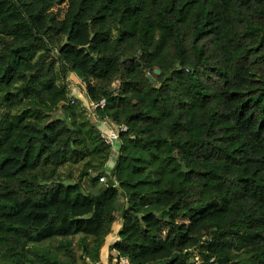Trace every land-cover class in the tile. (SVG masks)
Instances as JSON below:
<instances>
[{
  "label": "trees",
  "instance_id": "trees-1",
  "mask_svg": "<svg viewBox=\"0 0 264 264\" xmlns=\"http://www.w3.org/2000/svg\"><path fill=\"white\" fill-rule=\"evenodd\" d=\"M70 76L128 126L99 194L111 148ZM87 135L101 162L70 182ZM110 239L131 264H264V0H0V264H98Z\"/></svg>",
  "mask_w": 264,
  "mask_h": 264
},
{
  "label": "rangeland",
  "instance_id": "rangeland-1",
  "mask_svg": "<svg viewBox=\"0 0 264 264\" xmlns=\"http://www.w3.org/2000/svg\"><path fill=\"white\" fill-rule=\"evenodd\" d=\"M64 38L63 37H57V36H48V41L49 43L54 47L55 52L57 51V49L62 45ZM70 81H74V85L73 84H69V97L71 100H75L76 104H73V107L75 109L77 113L76 116V124H81L82 122H84L87 126L84 127L83 129V133L87 134V132L85 131V129H92L93 124L91 123V116L88 112V110L86 109V105H83L84 103V99L86 98L84 95V84H80V81H78L76 78H69ZM61 83V81L59 82ZM69 122H71V120H68ZM91 124V125H90ZM90 131V130H89ZM112 149V148H111ZM85 151H86V155L82 158H78L77 162H70L67 164H64L59 172L61 173L62 178L67 179L69 176L72 177V179L70 180V182L72 181H76L78 179V176L81 172V170L83 169L84 165L86 162H90L91 164L94 165H98L101 162V152H99L98 150H95V142H93L90 139V136L87 135L86 136V145H85ZM120 154V153H119ZM111 155V153H110ZM109 155V157H110ZM108 157V160L106 161V163H108V161L110 160ZM119 158V156H118ZM117 158V160H118ZM105 163V164H106ZM113 163V162H112ZM107 165V164H106ZM92 171L90 172V176L84 178V187H85V191L86 192H91L93 194H99L100 192H103L106 189V184L101 183L99 181V177L102 176L100 175L98 177V179H94L95 176H92ZM96 175V174H93ZM109 179V176L107 177V180ZM124 204V207L127 206L126 201L125 200H121L119 201V207H121ZM119 217V214H118ZM120 217L118 218V222L117 224H120ZM116 235L118 234V230L115 231ZM113 239V238H112ZM107 240L105 245H104V252L102 253V262L103 263H98V264H116V260L114 256H111L113 253L109 250L110 248V244L111 241ZM76 244V241L73 242V246ZM56 251L58 253H62L61 249L58 246V243L55 242L53 243V248L52 251ZM104 254V257H103ZM195 255V254H194ZM194 257V256H193ZM245 256H242L241 258H244ZM89 264L90 263L89 261Z\"/></svg>",
  "mask_w": 264,
  "mask_h": 264
},
{
  "label": "built area",
  "instance_id": "built-area-1",
  "mask_svg": "<svg viewBox=\"0 0 264 264\" xmlns=\"http://www.w3.org/2000/svg\"><path fill=\"white\" fill-rule=\"evenodd\" d=\"M70 84H73L74 82L68 81ZM74 85V84H73ZM85 95V92H84ZM72 102H74L72 100ZM84 105H86V109L88 110L92 120L97 124V127L100 131V137L101 139L110 146L111 149V155L109 157L108 163L104 166V174L99 177V181L104 184H108L109 181L107 180V177L109 176V180H112L113 183H111L112 187H117L118 182L115 177V169L117 165V158L120 153V147H121V135L128 131V126L125 124H121L118 126H114L110 121L106 119H99L97 117V111L98 109H103L106 106V99L102 98L97 102H91L89 100H85ZM113 162V163H112ZM109 185V184H108ZM104 257V254H103ZM193 261L195 264H204L200 258L195 254L193 257ZM116 264H131L130 260L127 257H115ZM103 263V262H101Z\"/></svg>",
  "mask_w": 264,
  "mask_h": 264
},
{
  "label": "crops",
  "instance_id": "crops-1",
  "mask_svg": "<svg viewBox=\"0 0 264 264\" xmlns=\"http://www.w3.org/2000/svg\"><path fill=\"white\" fill-rule=\"evenodd\" d=\"M101 193V192H100ZM121 228V226H120V224H118L117 225V227H116V231L118 230V232H119V229Z\"/></svg>",
  "mask_w": 264,
  "mask_h": 264
},
{
  "label": "water",
  "instance_id": "water-1",
  "mask_svg": "<svg viewBox=\"0 0 264 264\" xmlns=\"http://www.w3.org/2000/svg\"><path fill=\"white\" fill-rule=\"evenodd\" d=\"M155 73L156 74H159L160 73V70L158 68L155 69Z\"/></svg>",
  "mask_w": 264,
  "mask_h": 264
}]
</instances>
